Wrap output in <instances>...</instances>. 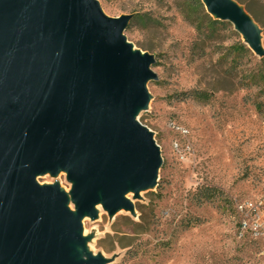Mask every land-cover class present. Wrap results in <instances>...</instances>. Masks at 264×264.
Here are the masks:
<instances>
[{
	"label": "water",
	"instance_id": "water-1",
	"mask_svg": "<svg viewBox=\"0 0 264 264\" xmlns=\"http://www.w3.org/2000/svg\"><path fill=\"white\" fill-rule=\"evenodd\" d=\"M201 1L264 57L243 5ZM130 19L97 0H0V264H103L80 257L82 218L97 204L131 209L129 191L159 185L160 149L136 117L155 58L127 42ZM60 171L77 213L58 184L36 181Z\"/></svg>",
	"mask_w": 264,
	"mask_h": 264
},
{
	"label": "rangeland",
	"instance_id": "rangeland-1",
	"mask_svg": "<svg viewBox=\"0 0 264 264\" xmlns=\"http://www.w3.org/2000/svg\"><path fill=\"white\" fill-rule=\"evenodd\" d=\"M97 1L109 18L131 15L127 42L155 58L149 107L136 117L153 133L163 165L159 188L126 194L131 209L111 214L97 204L95 216L82 218L80 257L103 264H264V229H242L245 212L238 208L264 201V57L237 52L244 38L228 21L212 37L199 33L192 0ZM236 1L259 24L264 50V0ZM195 92L205 98H176ZM36 181L58 184L71 197L74 182L64 171ZM212 188L216 196L208 201L203 193ZM255 214L264 217L260 208Z\"/></svg>",
	"mask_w": 264,
	"mask_h": 264
},
{
	"label": "trees",
	"instance_id": "trees-1",
	"mask_svg": "<svg viewBox=\"0 0 264 264\" xmlns=\"http://www.w3.org/2000/svg\"><path fill=\"white\" fill-rule=\"evenodd\" d=\"M191 7L192 10L191 12H193V14H199L196 18L192 19L191 22L194 23L196 30L201 33L203 32V30H207L208 31V35L210 37H212V35H214V33L217 31V27L219 25L223 26V25H228L225 21L220 22L218 20H214L213 17L206 12L205 10V6H203L202 1L201 0H192L191 3ZM237 36L238 34L235 33ZM240 37V36H238ZM236 51L240 53V51L245 52V51H250V48L243 42V40L240 37V40L238 42L237 45H235ZM264 60V59H263ZM198 97L199 99L205 98L202 93H194V94H180L178 95V100H186L187 98L190 97ZM195 97V98H196ZM158 188L160 187V184L157 186ZM216 189L212 188L209 190H206L203 194H205V198L206 200H211L212 197L216 196Z\"/></svg>",
	"mask_w": 264,
	"mask_h": 264
},
{
	"label": "built area",
	"instance_id": "built-area-1",
	"mask_svg": "<svg viewBox=\"0 0 264 264\" xmlns=\"http://www.w3.org/2000/svg\"><path fill=\"white\" fill-rule=\"evenodd\" d=\"M238 208L241 213L245 212L244 221L241 222L242 229H251L256 232L264 229V217L261 218V216L255 214L259 208L264 212V201L259 203V208L255 207L252 203H244V205ZM261 219H263L262 222L260 221Z\"/></svg>",
	"mask_w": 264,
	"mask_h": 264
},
{
	"label": "bare ground",
	"instance_id": "bare-ground-1",
	"mask_svg": "<svg viewBox=\"0 0 264 264\" xmlns=\"http://www.w3.org/2000/svg\"><path fill=\"white\" fill-rule=\"evenodd\" d=\"M148 107H149V106H148ZM147 109H148V108L143 109V110H147ZM128 193H130V191H129ZM67 197H68V204H67L68 208L70 209L71 212L73 211L74 213H77L76 210H75L74 208L71 207V197H70V195L67 194ZM74 248H75V249H78V251H80V247L75 246ZM75 251H76V250H75Z\"/></svg>",
	"mask_w": 264,
	"mask_h": 264
}]
</instances>
